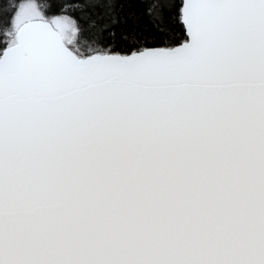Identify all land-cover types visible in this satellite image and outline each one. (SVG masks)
<instances>
[{
    "label": "snow or ice",
    "instance_id": "1",
    "mask_svg": "<svg viewBox=\"0 0 264 264\" xmlns=\"http://www.w3.org/2000/svg\"><path fill=\"white\" fill-rule=\"evenodd\" d=\"M145 2L0 7V264H264V0Z\"/></svg>",
    "mask_w": 264,
    "mask_h": 264
},
{
    "label": "trees",
    "instance_id": "2",
    "mask_svg": "<svg viewBox=\"0 0 264 264\" xmlns=\"http://www.w3.org/2000/svg\"><path fill=\"white\" fill-rule=\"evenodd\" d=\"M44 2V0H40ZM71 0H48L51 7L46 10L48 15H60L61 8L65 3H69ZM115 14L119 18V24L115 26L116 37L115 40L105 34V37L99 45H93L94 47H109L112 51L119 54H127L131 45L128 41L121 39L123 34L134 33L140 38L142 43H147L148 46H157L152 40V36L155 34V28L150 22L149 17L145 14L148 4L145 0H113ZM179 2V0H177ZM7 0H0V7H6ZM103 7L97 5L95 8H88V15L92 18H96L103 13ZM68 14L77 17L82 25L87 23L86 19H82L80 13L72 12L69 10ZM170 36L174 34L176 42L186 38L183 37V26L179 23L175 16L169 21ZM174 46V45H173Z\"/></svg>",
    "mask_w": 264,
    "mask_h": 264
},
{
    "label": "rangeland",
    "instance_id": "3",
    "mask_svg": "<svg viewBox=\"0 0 264 264\" xmlns=\"http://www.w3.org/2000/svg\"><path fill=\"white\" fill-rule=\"evenodd\" d=\"M40 2H42V1H40ZM47 14V13H46ZM48 15V14H47ZM49 16H52V15H49Z\"/></svg>",
    "mask_w": 264,
    "mask_h": 264
},
{
    "label": "water",
    "instance_id": "4",
    "mask_svg": "<svg viewBox=\"0 0 264 264\" xmlns=\"http://www.w3.org/2000/svg\"><path fill=\"white\" fill-rule=\"evenodd\" d=\"M175 46V45H174Z\"/></svg>",
    "mask_w": 264,
    "mask_h": 264
}]
</instances>
